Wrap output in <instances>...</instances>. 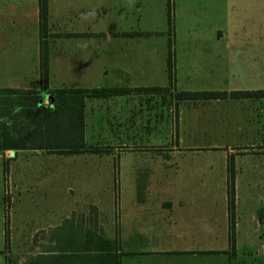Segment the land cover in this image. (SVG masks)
Here are the masks:
<instances>
[{"label":"crops","instance_id":"obj_1","mask_svg":"<svg viewBox=\"0 0 264 264\" xmlns=\"http://www.w3.org/2000/svg\"><path fill=\"white\" fill-rule=\"evenodd\" d=\"M45 3L44 17L42 0H0V88L20 89L25 96L34 95L27 91L35 90L44 107L52 99L50 89H114L107 95L84 93L85 147L89 133L91 137L109 133L116 138L121 132L128 137L131 112L137 107L140 111V99L160 96L161 90L153 88L173 85L177 93L264 90V0H45ZM170 39L174 68L171 82ZM162 67L167 81L160 83L157 81L165 75ZM17 96L12 91L0 94L3 116L7 114L1 104L3 100L11 102ZM250 98L210 100L237 104L239 99ZM228 112L233 117L238 108ZM226 126V131L231 128L230 123ZM8 142V146L0 147V264H9L5 165L10 166L13 184L19 190L22 185L32 186L33 181L39 183L43 179L45 183L51 173L60 179L61 154L67 151L51 150L44 140L34 138L21 144L12 139ZM53 156L59 157L54 169L50 166ZM196 192L168 193L160 199L152 189H134L131 205L124 211L121 232L105 236L118 240L120 264H217L212 259H220L218 264H230L228 253L217 252L222 249L211 246L220 234L213 229L211 210H206L201 199L185 198L200 197L206 190ZM154 195L156 198L150 199ZM69 217L64 210L54 221V230ZM227 217L226 209L223 218ZM92 218L96 220L97 215ZM76 222L79 228L85 226ZM47 226H51L50 220ZM228 226L224 221L221 229L222 242L227 244ZM15 227L18 230V224Z\"/></svg>","mask_w":264,"mask_h":264},{"label":"rangeland","instance_id":"obj_2","mask_svg":"<svg viewBox=\"0 0 264 264\" xmlns=\"http://www.w3.org/2000/svg\"><path fill=\"white\" fill-rule=\"evenodd\" d=\"M161 79L157 82L167 81V75ZM176 90L171 85L163 87L160 96L142 97L140 111L137 107L131 112L128 137L121 132L116 138L89 133L83 150L62 152L60 179L51 173L45 183L33 181L32 186L16 190L11 177L6 219L9 264L32 261L56 232L54 221L64 210L69 219L85 224L75 227L87 245L112 239L105 236L121 232L134 189L147 188L160 199L168 193L206 190L200 197L185 198L201 199L211 210L213 229L220 231L212 240L213 249L228 253L230 264H264V98L239 99L235 104L222 99H181ZM232 108H238L233 117L228 112ZM227 123L231 128L226 131ZM58 159L51 157V168L58 167ZM9 167L5 165L11 175ZM224 221L229 225L228 244L222 242ZM69 226L68 220L62 221L57 234ZM220 261L212 259V263Z\"/></svg>","mask_w":264,"mask_h":264},{"label":"trees","instance_id":"obj_3","mask_svg":"<svg viewBox=\"0 0 264 264\" xmlns=\"http://www.w3.org/2000/svg\"><path fill=\"white\" fill-rule=\"evenodd\" d=\"M171 5V4H169ZM169 6V21L172 23V10ZM42 11L46 13V3L42 0ZM170 82L174 78L172 61V40L170 39L169 55ZM162 87L152 90H161ZM18 93L1 103L7 114L0 113V147L8 146V140L21 144L27 140H44L49 149H65L76 152L85 148L84 131V93L89 95H107L115 92L108 87L95 89L58 88L50 89L52 99L47 107L40 104L37 91L34 95H21L20 89L0 88L3 92ZM26 93V92H25ZM181 99L210 98H247L264 96V90L237 91H179ZM12 137V138H11ZM69 228L61 234L57 230L49 240L42 245L40 253L28 264H120L119 247L112 239L102 238L87 245L83 233L76 229L74 221L69 220Z\"/></svg>","mask_w":264,"mask_h":264},{"label":"built area","instance_id":"obj_4","mask_svg":"<svg viewBox=\"0 0 264 264\" xmlns=\"http://www.w3.org/2000/svg\"><path fill=\"white\" fill-rule=\"evenodd\" d=\"M3 179L5 180L4 192H5V196H6V219H7V216H8V210H7L8 206L7 205H8V201H9V200H7V196L11 192L8 189V183L9 184L11 183V175L9 173V169L8 168H6L5 171H4ZM6 222H7V220H6Z\"/></svg>","mask_w":264,"mask_h":264}]
</instances>
